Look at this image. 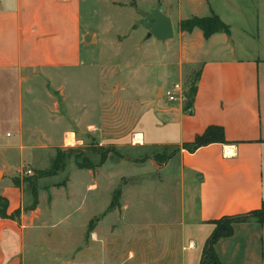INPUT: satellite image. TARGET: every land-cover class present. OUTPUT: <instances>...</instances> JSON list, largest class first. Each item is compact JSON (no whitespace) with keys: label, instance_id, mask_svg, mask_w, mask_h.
Instances as JSON below:
<instances>
[{"label":"crops","instance_id":"obj_1","mask_svg":"<svg viewBox=\"0 0 264 264\" xmlns=\"http://www.w3.org/2000/svg\"><path fill=\"white\" fill-rule=\"evenodd\" d=\"M189 1L206 7L205 17L217 15L230 33L206 39L199 29L180 31L179 65L200 72L192 108L187 111L184 101L149 102L131 139L138 147L180 148L165 166L177 161L182 202L174 223L162 228L175 242L167 264H201L216 221L249 216L264 205V0H225L228 12L216 6L221 0ZM99 2L112 7L115 0H0V196L9 201V215L22 211L18 220L0 219V264H62V217L42 209L40 197L36 209L25 211L21 188L4 181L13 152L30 160L50 147L62 149V138L67 142L72 134L62 129L56 142L41 127L31 125L27 132L24 96L35 97L40 83L58 85L63 102L62 80L86 67L100 40L83 24L84 8L96 15ZM155 2L143 12L162 8L163 0ZM5 123L15 128L16 140L5 135ZM211 127L224 130L225 143L184 149ZM135 242L141 243L139 234ZM215 250L222 264H264V225L252 217L236 223L234 235Z\"/></svg>","mask_w":264,"mask_h":264},{"label":"rangeland","instance_id":"obj_2","mask_svg":"<svg viewBox=\"0 0 264 264\" xmlns=\"http://www.w3.org/2000/svg\"><path fill=\"white\" fill-rule=\"evenodd\" d=\"M120 1L113 2L115 7L97 3L93 16L84 8L83 24L100 40L86 67L62 80L63 102L58 85L40 83L35 97L24 96L26 131L41 127L58 142L62 129H71L75 143L62 138V149L50 147L24 161L22 153L13 152L4 181L21 188L25 211L37 194L42 209L62 217V232L54 231L62 234V264H78V256L81 264H167L175 250L174 240L162 232L182 210L177 161L165 169L173 150L138 147L131 139L149 102L187 104L199 67L179 65L184 37L177 21L205 18L209 11L189 0H163L157 8L172 12L175 34L163 43L147 39V30L137 25L155 0ZM216 6L228 12L225 0ZM169 93L175 101L168 100ZM62 115L69 118L59 120ZM3 130L13 136L9 141L17 139L13 126L5 123ZM70 149L76 152L69 154ZM59 150L70 155L65 172L41 177L52 169ZM2 177L0 172V182ZM138 234L141 243L135 242Z\"/></svg>","mask_w":264,"mask_h":264},{"label":"trees","instance_id":"obj_3","mask_svg":"<svg viewBox=\"0 0 264 264\" xmlns=\"http://www.w3.org/2000/svg\"><path fill=\"white\" fill-rule=\"evenodd\" d=\"M199 29L202 31L204 37L206 39H209L213 35L217 33H230V28L227 26L217 15H212L210 17H205V18H198L194 17L192 19H188L185 21H182L180 24V30L182 32L186 33H192L194 30ZM194 81L191 85V88L189 90V96H188V102L186 104V110L188 111L189 109L192 108L196 93H197V83L200 78V72H197L194 76ZM213 143H225V135H224V130L222 128L218 127H211L209 128L205 134L202 136L197 137L196 141L192 145H184V149L188 151H195L199 148L208 146ZM172 149L173 153L169 157L168 161L180 151L179 147L175 148H165L164 150H169ZM76 151L73 149L69 150V154H73ZM159 155V154H158ZM68 156L65 151L59 150L54 162V165L52 169L49 172H44L41 174V177H55L61 172H65L66 167H67V159ZM162 156V155H159ZM151 157H145L143 162L147 161ZM76 160H79L76 156ZM154 160L158 163H161L163 158H157L154 156ZM106 162L104 160L101 165H103ZM100 165V166H101ZM82 169H88V170H94V166H81ZM39 205V200H38V195L34 194V202L32 206L27 209L28 210H34L37 208ZM8 209H9V201L0 196V219H10V220H18L21 216L22 211L18 210L12 215L8 214ZM256 218L262 225H264V205L261 210L256 211L249 216H242V217H224L218 221L215 222L216 225V230L213 232L211 237L206 243V247L204 250L203 258L201 264H222L220 261V258L215 250V246L218 243V241L225 239V238H230L234 235V225L236 223L243 222L247 220L248 218ZM92 227H90V231H92Z\"/></svg>","mask_w":264,"mask_h":264},{"label":"water","instance_id":"obj_4","mask_svg":"<svg viewBox=\"0 0 264 264\" xmlns=\"http://www.w3.org/2000/svg\"><path fill=\"white\" fill-rule=\"evenodd\" d=\"M143 18L137 25L147 30V39H156L159 42H167L174 39V28L171 19L160 8L144 12Z\"/></svg>","mask_w":264,"mask_h":264},{"label":"bare ground","instance_id":"obj_5","mask_svg":"<svg viewBox=\"0 0 264 264\" xmlns=\"http://www.w3.org/2000/svg\"><path fill=\"white\" fill-rule=\"evenodd\" d=\"M67 143L68 144H74L75 143V135L73 133L68 135Z\"/></svg>","mask_w":264,"mask_h":264},{"label":"built area","instance_id":"obj_6","mask_svg":"<svg viewBox=\"0 0 264 264\" xmlns=\"http://www.w3.org/2000/svg\"><path fill=\"white\" fill-rule=\"evenodd\" d=\"M177 89H179V88L177 87ZM168 100H169V101H175L176 98H175L174 95H172L171 93H169V94H168ZM188 111L190 112V109H189ZM27 174H28V175H32V172H31V171H27Z\"/></svg>","mask_w":264,"mask_h":264},{"label":"flooded vegetation","instance_id":"obj_7","mask_svg":"<svg viewBox=\"0 0 264 264\" xmlns=\"http://www.w3.org/2000/svg\"><path fill=\"white\" fill-rule=\"evenodd\" d=\"M143 19H145V18H143Z\"/></svg>","mask_w":264,"mask_h":264}]
</instances>
